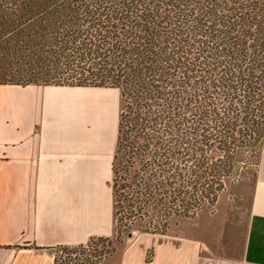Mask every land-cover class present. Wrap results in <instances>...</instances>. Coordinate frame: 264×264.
Returning <instances> with one entry per match:
<instances>
[{
    "label": "trees",
    "instance_id": "16d2710c",
    "mask_svg": "<svg viewBox=\"0 0 264 264\" xmlns=\"http://www.w3.org/2000/svg\"><path fill=\"white\" fill-rule=\"evenodd\" d=\"M0 85L117 89L115 235H165L257 170L264 0H0Z\"/></svg>",
    "mask_w": 264,
    "mask_h": 264
},
{
    "label": "crops",
    "instance_id": "0c3cea01",
    "mask_svg": "<svg viewBox=\"0 0 264 264\" xmlns=\"http://www.w3.org/2000/svg\"><path fill=\"white\" fill-rule=\"evenodd\" d=\"M72 89L87 88L0 85V264H54V248L113 233L117 126L105 133L99 122H109L107 113L89 115L55 92ZM195 260L193 241L161 234L140 235L120 257L121 264ZM242 263L264 264V148Z\"/></svg>",
    "mask_w": 264,
    "mask_h": 264
},
{
    "label": "rangeland",
    "instance_id": "374dc122",
    "mask_svg": "<svg viewBox=\"0 0 264 264\" xmlns=\"http://www.w3.org/2000/svg\"><path fill=\"white\" fill-rule=\"evenodd\" d=\"M55 92L61 100L84 105V112H90L89 115L94 113L102 119L107 113L110 116L108 123L99 122L98 119L93 122L91 116L89 120L93 126L99 122L105 133H114L123 106L117 89L87 88ZM255 172L254 167L246 171L239 181L226 179L213 203H203L189 217L168 221L164 236L193 241L195 264H243L242 253L247 237ZM143 234L134 229L129 235L116 237L113 225V233L108 237H92L81 247L62 245L54 248V264H121L123 251Z\"/></svg>",
    "mask_w": 264,
    "mask_h": 264
}]
</instances>
